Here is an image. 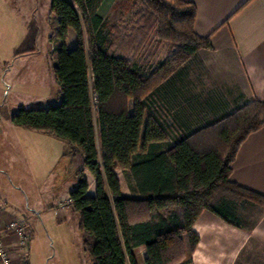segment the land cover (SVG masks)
Listing matches in <instances>:
<instances>
[{
  "label": "trees",
  "instance_id": "1",
  "mask_svg": "<svg viewBox=\"0 0 264 264\" xmlns=\"http://www.w3.org/2000/svg\"><path fill=\"white\" fill-rule=\"evenodd\" d=\"M105 0H51L58 20L53 71L60 103L19 107L12 122L53 135L65 153L84 158L69 192L90 264H189L200 235L194 226L204 210L235 224L232 202L264 205V194L230 179L232 162L248 135L264 126V101L253 99L216 121L163 146L171 133L147 99L199 49L213 48L195 30L190 0H134L132 28L110 25L99 10ZM75 31L77 44L65 39ZM172 45L155 67L138 61L153 36ZM130 179L122 192L117 169ZM96 190L88 193L85 171ZM28 264V261L25 263Z\"/></svg>",
  "mask_w": 264,
  "mask_h": 264
},
{
  "label": "crops",
  "instance_id": "2",
  "mask_svg": "<svg viewBox=\"0 0 264 264\" xmlns=\"http://www.w3.org/2000/svg\"><path fill=\"white\" fill-rule=\"evenodd\" d=\"M190 1L197 6L195 30L200 35H210L213 48L199 49L148 97V111L161 113V123L171 133L163 146L174 144L248 101L257 98L264 101V0ZM50 73L52 76L45 85L60 90L54 71ZM13 77L8 78L9 88L17 87ZM41 84L38 80L32 81V87L37 90L43 87ZM19 107L22 106L12 107L6 118H0V172H3L0 186L1 182L15 183L11 171H31V164L38 160L46 162L51 149L56 152L57 137L12 122V115ZM116 172L122 192L130 194L129 177L120 168ZM85 174L89 181L88 193L93 194L95 180L88 170ZM18 177L24 175L18 174ZM122 177L127 181V190ZM230 179L264 194V126L251 132L240 145L232 162ZM62 206L61 201L55 209L60 208L65 217L69 213L77 215L71 205ZM252 206L254 218L246 227L234 226L214 212L204 210L194 226L200 242L193 264H264V205L253 203ZM18 210V205L11 203L0 189L2 224L5 226L10 219L21 216ZM24 218L28 223L27 217ZM12 237L8 232L7 242L11 247ZM139 249L144 260L146 249L136 248V257ZM137 261L140 264L138 257Z\"/></svg>",
  "mask_w": 264,
  "mask_h": 264
},
{
  "label": "rangeland",
  "instance_id": "3",
  "mask_svg": "<svg viewBox=\"0 0 264 264\" xmlns=\"http://www.w3.org/2000/svg\"><path fill=\"white\" fill-rule=\"evenodd\" d=\"M133 1L105 0L100 11L108 26L118 25L130 30L136 11ZM50 14L51 0H0V118H6L8 110L18 105L48 107L61 101L59 87L45 85L52 76L57 48L63 42L58 36L57 17ZM65 43L70 48L76 46L74 29L68 30ZM171 45L170 40H160L154 35L138 55L139 64L145 70L152 69L167 56ZM11 77L17 80L16 88H9L7 84ZM37 80L43 86L40 90L32 87V81ZM55 140L56 152L51 149L46 162L38 160L31 164V171H11L15 181L12 185L1 182L4 195L17 204L19 214L28 219L26 229L31 236L26 249L28 257L22 262L16 259L18 264L27 261L28 264L91 263L82 243L78 215L74 217L69 213L65 217L60 208L55 209L61 201L64 206L70 205L67 193L77 185L76 173L84 158L80 154L65 153V142ZM122 180L127 190V181L123 177ZM253 203L250 200L231 203L236 217L234 226L246 227L253 221ZM142 254V250H137L140 264H144ZM193 258L194 253L189 264H193Z\"/></svg>",
  "mask_w": 264,
  "mask_h": 264
},
{
  "label": "built area",
  "instance_id": "4",
  "mask_svg": "<svg viewBox=\"0 0 264 264\" xmlns=\"http://www.w3.org/2000/svg\"><path fill=\"white\" fill-rule=\"evenodd\" d=\"M66 198L68 203H71L70 196ZM26 225L27 220L22 216L10 219L5 226L0 221V264H17L16 259L22 262L28 257L26 249L30 243V235ZM8 232L13 236L12 247L7 242Z\"/></svg>",
  "mask_w": 264,
  "mask_h": 264
}]
</instances>
